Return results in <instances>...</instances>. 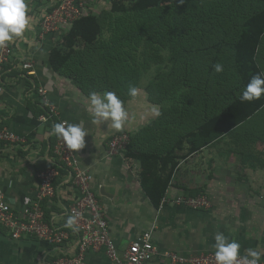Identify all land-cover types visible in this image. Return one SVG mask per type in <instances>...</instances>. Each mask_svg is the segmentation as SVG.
Listing matches in <instances>:
<instances>
[{"label":"crops","instance_id":"crops-1","mask_svg":"<svg viewBox=\"0 0 264 264\" xmlns=\"http://www.w3.org/2000/svg\"><path fill=\"white\" fill-rule=\"evenodd\" d=\"M25 8H29L27 0H0V34L10 37L17 48L11 52L12 70L0 71V128L24 140L18 144L0 141V189L14 205L33 198L36 173L45 167L55 140L51 124L35 117L36 94L19 73L20 62L27 61L33 71L30 80L47 89L50 101L67 121L76 158L91 172V186L119 251L152 227V242L159 253L144 264H174L162 255L164 251L188 255L217 250L264 260V166L252 168L226 157L218 143L220 136L178 161L165 201L153 207L140 186L138 162L125 156V148L109 156L107 141L115 133L127 132L131 149H170L174 137L166 136L164 128L155 124L159 106L149 102L142 90L125 101L108 91L86 94L71 77L53 71L48 62L50 49H40L41 45L32 49L36 45L28 38L39 37V26ZM14 37L21 42H14ZM27 42L32 47H25ZM186 146L184 142L180 153ZM66 180L65 171H59L56 194L44 204L49 214L62 213L77 198L78 192ZM196 193L208 197V208L172 202L177 196ZM75 241L74 235L60 246L29 236L12 240L0 227V264H51L56 257L71 255ZM85 264L111 263L99 250L88 251Z\"/></svg>","mask_w":264,"mask_h":264},{"label":"rangeland","instance_id":"rangeland-1","mask_svg":"<svg viewBox=\"0 0 264 264\" xmlns=\"http://www.w3.org/2000/svg\"><path fill=\"white\" fill-rule=\"evenodd\" d=\"M110 2L111 0H27L29 8H25L26 12L37 21L39 33L41 14L52 15L47 23L45 36L40 38L36 35L33 41L28 38L30 43L33 42L32 46L36 45L32 49H39L38 46L41 45L40 49L51 50L55 47L64 52L66 48L63 46V36L70 26V20L83 14H92L98 18L101 26V33L96 43L87 48L95 49L92 54L94 61L99 64L106 62L95 54L98 49H101L100 52H106L108 49H126L137 54L148 50L151 55H155L152 57L154 60L150 59L149 64L145 65V69L143 66L139 68V85L135 92L142 90L147 96L149 94L151 96L153 91L149 83L155 84V81L160 84L159 87L162 85L160 87L162 92L163 90L171 92L174 88L177 91L176 109L184 107L186 103V108H189L193 114V125L202 116L218 112L230 101L232 96L228 94V90L234 87L237 80L228 50L221 56L218 54L213 64V77H205L199 67V57L195 54L191 55L185 67L183 64L185 61L182 58L177 59V49H201L208 43L206 37L216 38L210 43L217 41L218 38L221 41L232 42L238 22L263 8L264 1L206 0L198 3L168 4L143 13L118 16L110 12ZM0 35L9 47L17 49L10 42V37ZM17 38L14 37V42L19 40ZM29 42L25 47H32ZM82 49L86 47L77 40L75 51L80 53ZM222 49L226 48L222 47ZM258 49L257 63L264 75V35ZM126 50H119L117 54L126 53ZM147 57L146 53L142 59ZM207 59L209 62L210 57ZM114 60L112 70L117 71L119 67L114 65ZM123 66L128 74H134L130 65L124 63ZM113 74L111 82L116 86L114 81L117 79ZM182 82L186 83L185 86H182ZM169 96L170 94H164L165 98ZM218 141L223 145L222 149L226 157L234 158L243 164L253 157L263 159L264 105Z\"/></svg>","mask_w":264,"mask_h":264},{"label":"trees","instance_id":"trees-1","mask_svg":"<svg viewBox=\"0 0 264 264\" xmlns=\"http://www.w3.org/2000/svg\"><path fill=\"white\" fill-rule=\"evenodd\" d=\"M203 1L206 0H111L110 12L115 16L131 13L138 14L158 9L163 5H179ZM100 33L101 26L97 17L92 14L77 16L71 21L67 32L63 36V46L66 50L63 52L59 48H52L48 54V62L53 71L66 77H71L84 93L93 94L97 91H108L117 96L119 100L125 101L134 95L139 85V68L143 66L145 69L150 59L155 55H151L148 50H143L137 54L126 49H108L106 52H100L101 49H98L95 54L106 61L99 64L94 61L95 58L92 56L95 49L87 48L88 46L89 48L94 46ZM263 35L264 7L238 22L232 42L221 41L218 38L217 41L210 43L211 40L216 38L209 39L206 37L205 40L207 39L208 43L202 46L201 49H177V59L180 60L182 58L185 61V63L183 62L185 67L191 55L195 54L198 56L200 59L199 67L205 77H213V64L218 54L221 56L222 53L228 50L234 76L237 80L234 87L228 90V94L232 96L230 101L218 112L215 111L202 116L194 125L192 111L186 108V103L184 107L176 109L175 94L177 91L174 88L171 92L167 90L162 92L160 91L162 85L159 87L160 84L156 81L155 84L153 82L149 83L153 92L151 96L150 94L148 95V100L159 106L155 124L164 128L166 136L174 137V143L170 149L164 151L163 149L155 150V148L148 146L145 149H131L130 142H132V139L130 137L125 147V156L131 157L138 162L139 183L153 207L157 208L161 203L173 171L181 158L196 152L199 148L216 140L218 137L233 131L234 128L263 107L264 75L257 63L258 48ZM77 40H80L86 47L80 53L75 51ZM222 47L226 49H222ZM119 50H126L127 52H121L118 55ZM146 53L148 57L142 59V56ZM209 57L208 62L207 58ZM113 60L114 65L119 67L117 71L116 69L112 70ZM124 63L130 65L134 74H128L127 69L123 66ZM8 69L12 70L11 64L5 63L2 64L0 71H10ZM112 74L116 75L117 80L114 81L116 86L111 82ZM30 77L31 75L29 74H24L23 76L28 81L27 88L30 87L32 89V86H37V84L32 79L30 80ZM181 84L185 86L186 83L182 82ZM164 94H170V96L165 98ZM35 106L38 109L35 115L37 117L43 112V109L37 102ZM166 127L171 130L170 133L172 134H168ZM184 142L187 144L186 151L180 153ZM247 160L244 161V164L252 168H262L264 166V158L253 157V159ZM59 170L66 173L65 169ZM196 194L191 195L194 196ZM44 204L45 202L43 207ZM44 210L45 215L48 216V211Z\"/></svg>","mask_w":264,"mask_h":264},{"label":"built area","instance_id":"built-area-1","mask_svg":"<svg viewBox=\"0 0 264 264\" xmlns=\"http://www.w3.org/2000/svg\"><path fill=\"white\" fill-rule=\"evenodd\" d=\"M51 17L52 15L41 14L40 33L38 32L40 38L45 35ZM11 52L12 48L0 35V69L2 64H12L14 61ZM19 65L22 69L19 71L20 75L33 73L29 62H20ZM32 89L30 88L32 93L36 94V102L43 109L37 119L51 124V135L55 140L45 167L36 173L38 184L29 202L20 203L16 207L13 199L0 189V227L7 231L12 240L29 236L55 246L64 245L74 235L75 251L69 256L56 257L51 264H85L86 253L99 250L111 264H144L159 253L152 242V227L142 231L123 251L117 249L109 234L103 205L91 186V172L81 167L76 158L67 121L50 101L45 87L33 85ZM129 139L127 132L113 134L107 141V154L112 156L119 153L126 147ZM0 141L18 144L24 140L15 132L2 127ZM59 169L66 170V182L76 189L78 196L62 213L46 216L43 203L56 194L55 180ZM172 202L193 209H206L210 206L208 197L200 193L194 196H177ZM58 218L61 221H57ZM162 255L174 264H264V260L217 250L188 255L164 251Z\"/></svg>","mask_w":264,"mask_h":264}]
</instances>
